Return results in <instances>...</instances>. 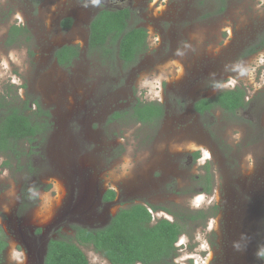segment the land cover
I'll list each match as a JSON object with an SVG mask.
<instances>
[{
	"label": "rangeland",
	"instance_id": "rangeland-1",
	"mask_svg": "<svg viewBox=\"0 0 264 264\" xmlns=\"http://www.w3.org/2000/svg\"><path fill=\"white\" fill-rule=\"evenodd\" d=\"M122 8L148 34L131 66L86 48L92 18ZM12 26L26 32L8 46ZM263 36L262 0H0V96L28 115L38 103L51 123L19 144L20 162L0 157L2 264H43L50 240L102 228L137 203L179 224L173 264H264ZM65 45L81 51L66 69L54 59ZM236 89L247 103L236 113L194 112L197 100ZM137 101L163 106L157 125L111 120ZM79 248L89 264H109Z\"/></svg>",
	"mask_w": 264,
	"mask_h": 264
},
{
	"label": "trees",
	"instance_id": "trees-1",
	"mask_svg": "<svg viewBox=\"0 0 264 264\" xmlns=\"http://www.w3.org/2000/svg\"><path fill=\"white\" fill-rule=\"evenodd\" d=\"M223 3L224 0H216ZM222 6H220L221 10ZM132 11L129 8L118 10H101L89 25L86 48L102 60L118 59L123 66H131L148 51V34L144 27L131 25ZM72 19L61 22V27L69 29ZM26 32V28L12 26L7 34L6 45H12L16 38ZM264 48V36L258 49ZM256 49H250L249 55ZM81 54L78 46L65 45L55 50L54 59L59 67H70ZM246 95L240 90H229L218 93L214 98H202L193 103V110L198 115L221 110L234 114L245 108ZM25 103L24 109H27ZM37 111L31 115L21 111L15 104H9L0 96V157L20 162L25 152L19 148L21 142H33L44 135L50 128L49 114L43 112L38 103ZM34 116V117H33ZM164 116V108L157 102L137 101L129 111L115 112L111 120L129 119L143 126L153 127ZM199 154H195V160ZM208 188H206V191ZM115 198L113 191H107L105 202ZM150 209L142 204H133L120 209L99 229L74 228L73 240H50L46 246L43 264H89L79 246L91 247L109 264H173L177 253L176 244L182 230L178 223L159 219L152 223ZM193 218V216H191ZM8 248L5 232L0 227V264ZM264 257V256H263Z\"/></svg>",
	"mask_w": 264,
	"mask_h": 264
},
{
	"label": "clouds",
	"instance_id": "clouds-1",
	"mask_svg": "<svg viewBox=\"0 0 264 264\" xmlns=\"http://www.w3.org/2000/svg\"><path fill=\"white\" fill-rule=\"evenodd\" d=\"M99 0H93V3H98ZM262 2H264V0H262ZM9 58H11L13 63H17L18 61L16 60V57L13 53H9ZM261 63H264V60L261 61ZM0 65L3 66L4 70L8 69V60L4 59V60H0ZM180 71H182V68L180 69ZM159 95V93H158ZM236 137L239 138V133L236 134ZM249 160H251V158L249 157ZM5 175H7V173L5 172ZM261 256H264V252L260 253Z\"/></svg>",
	"mask_w": 264,
	"mask_h": 264
},
{
	"label": "flooded vegetation",
	"instance_id": "flooded-vegetation-1",
	"mask_svg": "<svg viewBox=\"0 0 264 264\" xmlns=\"http://www.w3.org/2000/svg\"><path fill=\"white\" fill-rule=\"evenodd\" d=\"M133 105H134V104H133ZM131 107H132V106H131ZM197 159H198V158H197ZM207 188H208V187H207ZM205 190H206V188H205ZM109 191H111V190H109ZM105 195H106V193H105ZM115 198H116V196H115ZM115 198H114V200H115ZM114 200H113V201H114ZM113 201H111V202H113ZM106 203H110V202H106ZM137 204H139V203H137ZM132 205H133V204H132ZM142 205H143V204H142ZM130 206H131V205H130ZM144 206H145V205H144ZM148 208H149V207H148ZM152 209H153V207H152ZM158 210H159V209H158ZM162 211H164V210H162ZM165 211H166V210H165ZM154 212H156V211H154ZM191 216H192V215H188V216H186L187 221L193 219V218H191ZM152 217H153V216H152ZM154 221H155V220H154V218H153L152 223H155V222H156V221H155V222H154ZM171 222H172V221H171ZM89 230H93V229H89ZM181 235H182V234H181ZM181 235H180V237H181ZM180 237H179V239H180ZM178 241H179V240H178ZM249 253H250V252H246V254H245V257H246V258L248 257V254H249ZM246 258H245V260H246ZM245 260H244V261H245Z\"/></svg>",
	"mask_w": 264,
	"mask_h": 264
}]
</instances>
